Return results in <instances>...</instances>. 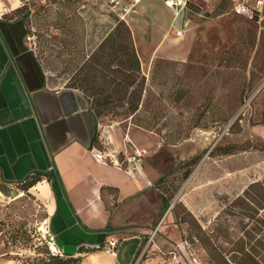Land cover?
I'll list each match as a JSON object with an SVG mask.
<instances>
[{
  "label": "rangeland",
  "instance_id": "obj_1",
  "mask_svg": "<svg viewBox=\"0 0 264 264\" xmlns=\"http://www.w3.org/2000/svg\"><path fill=\"white\" fill-rule=\"evenodd\" d=\"M190 3L185 32L173 36L176 42L186 41L181 43L187 45L184 58L153 65L151 61L144 72L140 68L146 88L140 116L155 121L152 132L162 141V149L176 158L162 186L174 189L167 207L172 205L179 237L159 246L149 236L137 263L234 264L227 250L246 232L247 249L264 264V209L259 208L264 195V11L260 18L249 19L232 13L227 0ZM144 4L148 5L143 10L146 17L155 10L153 4L168 11L162 0H144L139 7ZM19 6H23L20 11H11ZM0 13L23 16L28 30L25 40L53 88L77 84L76 67L115 24L106 7L95 0H0ZM171 15L169 11L168 18ZM151 33L150 45L140 48L145 61L161 37ZM168 49L165 42L159 53ZM125 119L129 120L125 115L104 116L98 122ZM131 134L150 146L141 133ZM159 159L165 161L166 156ZM186 170L190 174L184 179ZM253 182H258L250 190L254 199L247 202L253 218L230 214L243 210V205H233ZM23 185L0 181V260L45 264L53 253L49 207L38 188L23 190ZM64 252L60 250L57 256L68 259Z\"/></svg>",
  "mask_w": 264,
  "mask_h": 264
},
{
  "label": "crops",
  "instance_id": "obj_2",
  "mask_svg": "<svg viewBox=\"0 0 264 264\" xmlns=\"http://www.w3.org/2000/svg\"><path fill=\"white\" fill-rule=\"evenodd\" d=\"M143 1L124 19L132 31L142 72L154 58L182 60L187 48L181 45L186 41L176 42L173 37L174 32H185L187 8L176 13L164 4L166 12L153 4L155 10L146 17L143 10L148 5L139 7ZM263 11L264 6L254 18H260ZM4 15L0 13V181L17 184L35 172L50 174V181L42 175L32 188L39 189L49 207L56 246L80 256L79 264H139L140 249L149 236L153 245L177 241L179 229L175 230L170 208L156 187L158 178L176 159L174 154L162 149L157 134L125 119L108 125L104 146L121 164L98 160L96 155L104 147L92 144L100 123L90 112L88 100L75 88L50 86L25 40V24L16 18L6 20ZM180 15L181 21L176 22ZM152 31L161 37L152 44L145 61L140 48L150 45ZM165 42L169 49L159 53ZM132 131L141 133L150 146L139 143ZM124 135L135 147L146 150L139 161H125V153L131 154L132 148L124 142ZM162 155L165 161L159 159ZM80 247L86 251L79 252ZM9 263L0 260V264Z\"/></svg>",
  "mask_w": 264,
  "mask_h": 264
},
{
  "label": "trees",
  "instance_id": "obj_3",
  "mask_svg": "<svg viewBox=\"0 0 264 264\" xmlns=\"http://www.w3.org/2000/svg\"><path fill=\"white\" fill-rule=\"evenodd\" d=\"M190 2L191 1H188V8L189 6L191 7ZM22 7H15L11 11L13 13L18 12ZM3 17L6 20L13 19L10 17V14H5ZM113 18L115 24L111 31L88 56H85L82 59L79 66L76 67L75 72L78 74L79 78L77 84H73L70 88H76L82 92L83 96L88 100L89 110L94 116L96 122L100 117L104 116L112 119L125 115L133 125L145 130L154 131L153 127L155 121H148L140 116L141 111L144 108V92L146 91L145 76L141 74L140 60L134 46L131 31L125 21L118 20V18L114 16ZM16 19L25 24L23 16ZM27 33L28 30L26 26V34ZM164 60L166 59L154 58L151 65H153V62L157 63ZM40 66L42 67L41 63ZM178 140L179 139H176L177 142ZM91 141L92 144L98 148L103 147L99 143L97 131H95ZM193 160L194 159H191L189 162L193 164ZM171 171L172 168L163 176H160L156 182V187L162 193V200L166 206H168L171 198L174 196V189L170 188V186L165 188L162 186V183L164 177L171 174ZM189 174L190 170H186L183 174V178H187ZM42 175L50 181V174L45 172H35L23 181L24 185L22 189L27 190L35 185L41 180ZM256 183L258 182L249 184L247 188L243 190L241 196L235 200L236 203L233 206L236 207L238 206L237 203H239L240 205H243L241 206L243 210L237 212L231 211L230 214H237L239 217L249 219L253 218L252 215L247 212V202H252V199H254L250 194V190L251 186L256 185ZM169 189L173 191L168 193ZM263 199L264 195L262 194L260 196L262 202H260L259 207L262 209H264ZM187 213L193 218V220L195 219L190 211ZM195 223L200 228L198 222L195 221ZM246 235V232H243L233 243L234 247L227 250V252L233 255L234 264H263L255 259V256L250 249H247L245 240ZM98 247H102V245ZM78 251L82 252L86 250L80 247L78 248ZM58 254L60 255L61 253L50 252L45 264L79 263L80 256L75 257L71 254L65 253L68 259H63L58 257Z\"/></svg>",
  "mask_w": 264,
  "mask_h": 264
},
{
  "label": "built area",
  "instance_id": "obj_4",
  "mask_svg": "<svg viewBox=\"0 0 264 264\" xmlns=\"http://www.w3.org/2000/svg\"><path fill=\"white\" fill-rule=\"evenodd\" d=\"M97 2H100L106 7V10L118 18V20L125 19V16L134 8L136 3L139 0H95ZM164 4L168 7H171L175 10L176 13H178L182 9H186L188 6V1H194V0H162ZM231 3V10L234 14L245 16L249 19L254 18L255 12L260 11L264 6V0H229ZM82 7H84L82 5ZM108 125L111 124H98L97 125V131L99 136V142L104 147L107 145L108 135H107V128ZM123 140L126 144H128L132 148L131 154L125 153V161L127 163H132L135 161H139L140 158L146 153L145 149L137 148L134 146V144L131 142V140L128 138L127 135H124ZM97 159L102 162H108L111 161L112 163L116 165H120L121 162L117 160L114 153L112 151H109L108 149H100L97 153ZM50 247L53 249L52 251L60 252V250H57V247L55 246V239L54 237L50 236ZM112 245L113 242H110Z\"/></svg>",
  "mask_w": 264,
  "mask_h": 264
},
{
  "label": "water",
  "instance_id": "obj_5",
  "mask_svg": "<svg viewBox=\"0 0 264 264\" xmlns=\"http://www.w3.org/2000/svg\"><path fill=\"white\" fill-rule=\"evenodd\" d=\"M171 206H172V205H169V207H168V208H171Z\"/></svg>",
  "mask_w": 264,
  "mask_h": 264
},
{
  "label": "bare ground",
  "instance_id": "obj_6",
  "mask_svg": "<svg viewBox=\"0 0 264 264\" xmlns=\"http://www.w3.org/2000/svg\"><path fill=\"white\" fill-rule=\"evenodd\" d=\"M0 196H1V192H0Z\"/></svg>",
  "mask_w": 264,
  "mask_h": 264
}]
</instances>
